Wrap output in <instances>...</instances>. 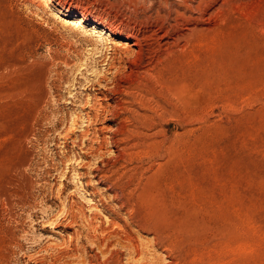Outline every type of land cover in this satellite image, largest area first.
<instances>
[{
    "label": "rangeland",
    "instance_id": "obj_1",
    "mask_svg": "<svg viewBox=\"0 0 264 264\" xmlns=\"http://www.w3.org/2000/svg\"><path fill=\"white\" fill-rule=\"evenodd\" d=\"M0 264H264V0H0Z\"/></svg>",
    "mask_w": 264,
    "mask_h": 264
},
{
    "label": "bare ground",
    "instance_id": "obj_2",
    "mask_svg": "<svg viewBox=\"0 0 264 264\" xmlns=\"http://www.w3.org/2000/svg\"><path fill=\"white\" fill-rule=\"evenodd\" d=\"M87 17H88V15H86L85 13H81V15L77 18V20H76V23L79 25V24H82V22L85 20V19H87ZM94 20V22H95V25L96 26H94L93 28L96 30V31H99L100 33L101 32H104L105 31V29L106 30H109L111 33H113V34H115L116 36H123V39H126V38H129L128 37V35H123L120 31H118V30H116V29H113L112 27H110V25H108V24H105V23H99L96 19H93ZM97 23V24H96ZM98 24H102V25H98ZM100 26V27H99ZM110 34V33H109ZM114 39V38H113ZM120 39V38H119ZM130 40V39H129ZM116 44V43H115ZM121 44H122V42H121ZM124 44V43H123ZM132 44H134V46H137V42H135V40H133V42H132ZM118 45V44H117ZM122 46V45H121ZM126 48H127V46H125ZM130 47V46H129ZM129 51V52H128ZM141 51L142 50H140V47H138L136 50H134L133 48H128V50H127V52L128 53H132V56L134 57V60H136L138 57H139V55H140V53H141ZM126 52V51H125ZM126 52V53H127ZM127 53V54H128ZM131 55V54H130ZM129 55V56H130ZM127 58V57H126ZM132 58V57H131ZM140 58H142V57H140ZM131 61V60H130ZM135 62V61H134ZM108 63V62H107ZM137 63V61L135 62V64ZM110 65V64H109ZM112 66V65H111ZM136 66H137V64H136ZM115 67L116 66H114V69H115ZM138 67V66H137ZM140 67V66H139ZM112 69V68H111ZM146 69V68H145ZM144 70V69H143ZM133 72L135 73V70H134V68L132 67V66H130V70H129V73H128V75L129 74H133ZM17 73V72H16ZM137 73H139V72H137ZM17 75V74H16ZM114 76V75H113ZM129 76H132V75H129ZM150 76V75H149ZM104 79V78H103ZM115 80V79H114ZM108 81V80H107ZM115 84V83H114ZM120 85V84H119ZM105 89H106V87H105ZM19 91V90H18ZM18 91H13V94L15 93V92H17L18 93ZM20 94V93H19ZM97 94V93H96ZM16 95V94H15ZM15 95L13 96V97H15ZM19 97V96H18ZM25 98H27V97H25ZM25 98H20L19 100H17V95H16V98H14L15 99V105L17 106V103L18 102H20V101H22L23 99H25ZM31 98V97H30ZM13 99V98H12ZM13 99V100H14ZM27 99H29V98H27ZM26 99V100H27ZM30 100V99H29ZM22 102H25V101H22ZM28 102V101H27ZM37 104H35L36 105V107L38 106V104H39V100H37ZM88 103V102H87ZM97 103H98V101H97ZM104 103V102H103ZM22 104V103H21ZM30 104V103H29ZM32 104V103H31ZM93 104H94V102H93ZM99 105H100V107H99V109L100 108H102V105H104V104H102V103H98ZM25 105H28V104H25ZM95 106L97 105L96 103L94 104ZM105 105H107V104H105ZM19 106V105H18ZM95 106H94V108H95ZM109 106V105H108ZM108 106H106V107H108ZM105 107V106H104ZM105 107V109H108L109 110V108H106ZM110 107V106H109ZM122 107V106H121ZM96 110H98V108L96 109ZM101 110V109H100ZM112 110V109H111ZM110 110V111H111ZM99 111V110H98ZM102 111H104V109H102ZM107 111V110H106ZM113 111V110H112ZM96 114L98 113V112H95ZM108 113H109V111H108ZM116 113V112H115ZM91 114V113H90ZM89 114V115H90ZM110 114H111V112H110ZM117 114V113H116ZM95 115V114H94ZM98 115H99V113H98ZM98 115H96L95 117H97V118H99V116ZM40 116V115H39ZM114 116V115H113ZM36 117V116H35ZM88 118V122H90V121H92V119L94 118V116H92L91 118H90V116L89 117H87ZM96 118V119H97ZM34 120H35V118H33ZM83 119V118H82ZM91 119V120H90ZM93 120H95V118L93 119ZM77 122V121H76ZM126 125V124H125ZM103 129V128H102ZM98 149V148H97ZM84 217V216H83ZM87 219V218H86ZM91 224V223H90ZM90 228V227H89ZM110 237V236H109ZM132 239V238H131ZM135 240V239H134ZM131 245V244H130ZM137 248V247H136Z\"/></svg>",
    "mask_w": 264,
    "mask_h": 264
}]
</instances>
